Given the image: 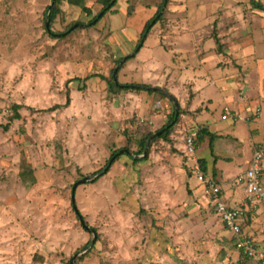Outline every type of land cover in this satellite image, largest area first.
I'll return each instance as SVG.
<instances>
[{
    "label": "rangeland",
    "instance_id": "374dc122",
    "mask_svg": "<svg viewBox=\"0 0 264 264\" xmlns=\"http://www.w3.org/2000/svg\"><path fill=\"white\" fill-rule=\"evenodd\" d=\"M82 1L90 16L60 0L48 30L53 0H0V264H264V202L226 203L242 207L250 256L185 154L190 136L210 157L196 137L209 121L238 135L264 122V0H113L98 23L104 0ZM116 69V84L153 92L117 91ZM204 172L221 196L243 186L234 166Z\"/></svg>",
    "mask_w": 264,
    "mask_h": 264
},
{
    "label": "built area",
    "instance_id": "2783aa9c",
    "mask_svg": "<svg viewBox=\"0 0 264 264\" xmlns=\"http://www.w3.org/2000/svg\"><path fill=\"white\" fill-rule=\"evenodd\" d=\"M256 115L261 114L259 108L255 111ZM222 119L224 121L231 120L237 123L242 117L232 112L229 108H225ZM185 154L191 161L190 173L195 175L202 187L203 194L208 198L217 213L222 216L223 222L229 230L238 238V247L247 249V253L251 256L248 241H245L241 235L240 220L243 217L242 207H229L221 196L220 187L210 178L203 170L199 159L197 158L196 139L188 136L185 140ZM264 171V146L255 150L248 170L237 177L236 183L243 185L245 188L246 198L244 204L256 207L264 202V180L262 172Z\"/></svg>",
    "mask_w": 264,
    "mask_h": 264
},
{
    "label": "crops",
    "instance_id": "0c3cea01",
    "mask_svg": "<svg viewBox=\"0 0 264 264\" xmlns=\"http://www.w3.org/2000/svg\"><path fill=\"white\" fill-rule=\"evenodd\" d=\"M229 101L230 102H228L229 103L228 105H232L233 100L229 99ZM245 105L247 106V108L250 107L251 110L253 109V108H251L252 106H250L251 105L250 103L246 102ZM246 106H240V108L238 110L244 111V110H246V108H245ZM256 109H257V107H256ZM256 109L252 110L253 113H255ZM256 123L258 126L264 125V122L262 121L261 117H260L259 121ZM207 124L210 127V131H212V133L216 132L217 135H220L221 137L218 138L217 140H215V142H214V147H213L214 148V154H212L209 139H207L206 141L204 140L205 142L209 143V149H210L209 155H210V157L205 158V157H203V155L199 154L202 158V161H204L206 163V165H208V166L210 164L216 165V163H217V167L220 170H222L223 174L229 175V176H232L230 174V171H231V167L234 166L235 170L237 171V173H234V175H233V176H236L234 179H236L238 176L244 174L248 170L250 162H251L252 157H253L252 156L253 150H251V146L252 145L253 146L258 145L257 147H259V148L263 146L261 144L264 142L263 137L262 138L257 137L255 140H253L251 135H250L252 129L256 128L257 125L255 123L253 125H249V129L245 130L244 135H238L236 133L235 134L234 133H227L226 134L225 132L222 133V131L220 129H218L219 131L214 129V128L218 127V125L220 124L219 122L216 123V121L212 120V121H209ZM204 141L202 143H205ZM214 156H217V157H228L229 156L231 160L223 161V159L220 158V159H217V161H216V158ZM211 160H213V162ZM241 160H244L245 167L242 166L244 164L240 163ZM263 180H264V175H263ZM235 186H236V184H235ZM237 186H240V185H237ZM221 188H222V198L225 200V202L229 206H235V205H232V203L230 204V199L234 195L236 198H235L233 203L241 201L239 199H242L243 195L245 193L244 186H241L242 190L238 188L236 193L231 192L230 194L227 191V190H229L228 188H227V190H224V188L222 186H221ZM200 192H201V195H203L202 187L200 189ZM203 198L207 201V204H210L212 206V203L208 198H206L204 195H203Z\"/></svg>",
    "mask_w": 264,
    "mask_h": 264
},
{
    "label": "trees",
    "instance_id": "16d2710c",
    "mask_svg": "<svg viewBox=\"0 0 264 264\" xmlns=\"http://www.w3.org/2000/svg\"><path fill=\"white\" fill-rule=\"evenodd\" d=\"M60 0H56L55 1V5L53 6L52 10H51V13H50V16H49V22L50 24L53 23V21L55 20L58 12H59V8H58V3H59ZM71 2V4L73 5H78L80 6L84 12L88 13V15L90 16L91 13H90V10L88 8H86L85 4H84V1L82 0H69ZM113 3V0H104V9L94 18V20L92 22H96L98 23L100 21V19H102L106 13L109 11V6ZM255 8H258V9H261V5L260 4H255L254 6ZM162 7L159 9L158 13L156 14L155 18L152 19L151 21H149V23H147L144 27V30H143V33L141 34V42L143 39H145V37H147L149 31H150V28L151 26L153 25L154 21L158 22L160 21L161 19V15H160V11H161ZM101 15V17H100ZM92 24V23H90ZM83 25V24H82ZM49 30V29H48ZM220 38L218 36L215 37V42L216 44L218 45V48L219 50H221V48L223 47L220 40ZM110 86L114 87L115 89L118 90H124V91H147V92H153L151 89H149L148 87L146 86H142V85H134V84H131V85H121V84H116L115 81L112 82L110 84ZM70 104V100L67 99V103L64 105V107H68ZM60 105H57L55 106L54 108H51L49 111L51 110H56V109H59ZM18 109H19V106H14V110L16 111V114H17V117H19L18 115ZM173 119H175V116L173 117ZM176 124V123H175ZM175 124H168L165 126V128L163 130H161V132L157 135L158 138H166L168 134H170L173 130V127ZM8 127L5 128V130H7ZM195 136V135H194ZM196 137L198 140H203L205 137H208L209 138V142H210V148H211V151H212V154H214V142L215 140L218 138V136L212 132H210L209 130L207 129H201L200 131L197 132L196 134ZM141 152L140 154H144V150L146 149V141H143L141 143ZM134 162H138V160H134ZM111 162L109 161L108 165L110 164ZM107 165V166H108ZM201 166L203 168L204 171H206V163L204 161H201ZM81 218V216H80Z\"/></svg>",
    "mask_w": 264,
    "mask_h": 264
},
{
    "label": "water",
    "instance_id": "95a60500",
    "mask_svg": "<svg viewBox=\"0 0 264 264\" xmlns=\"http://www.w3.org/2000/svg\"><path fill=\"white\" fill-rule=\"evenodd\" d=\"M56 0H53V4L55 3ZM53 4L51 6H53ZM101 17V15H100ZM49 22L47 21V24H46V27L49 29ZM117 73H118V70L116 69L115 72H114V81L115 83H118V79H117ZM154 136H152L151 138H153ZM147 152V146H146V149H145V152L144 154H146ZM89 180H91V178H86L85 180H83L82 182L85 183V182H88ZM77 185L76 184L74 187H73V196H72V202H73V208L74 210L77 212V214H79L78 212V209H77V206H76V200H75V192H76V188H77ZM82 224L83 226L87 229V230H91L88 228V226H86V224L84 223V221H82Z\"/></svg>",
    "mask_w": 264,
    "mask_h": 264
}]
</instances>
